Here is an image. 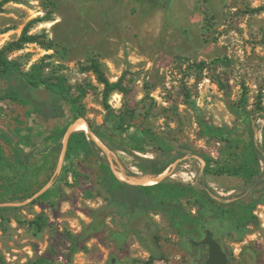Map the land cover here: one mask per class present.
Returning a JSON list of instances; mask_svg holds the SVG:
<instances>
[{"label":"rangeland","instance_id":"rangeland-1","mask_svg":"<svg viewBox=\"0 0 264 264\" xmlns=\"http://www.w3.org/2000/svg\"><path fill=\"white\" fill-rule=\"evenodd\" d=\"M0 1V50L7 49V57L18 60L22 70L35 66H43L47 73L61 70L73 86L83 85L87 91L84 118L89 125L108 126L113 116L104 105L103 84L88 69L94 57L111 80L126 73L130 94L115 92L110 104L112 114L133 110L126 123L129 133L141 134L150 128L196 150L197 154L188 153L170 165L167 177L192 184L204 180L220 200H258L257 224L249 225L242 237L226 236L224 245L232 250L231 264H264V0ZM43 16L50 19L32 23ZM26 29L28 34L40 35L41 43L25 42L9 49ZM8 79L0 73V94L5 93ZM189 100L196 102L198 111ZM25 111L24 106L0 98V128L11 132L14 117L25 120ZM198 114L233 129L245 142L253 139L261 158L260 175L243 173L233 161V172L202 176L205 160L201 154L217 159L225 142L203 135ZM3 146L10 155V147L4 142ZM103 147L115 170L126 175L151 174L135 163L133 155ZM152 151L137 154L153 158L159 150ZM172 156L158 155V163ZM76 167L78 179L68 174L55 205L0 203L23 206L8 221L0 219V264H27L40 256L51 258L54 264H133L151 260L152 252L157 254L153 264H195L207 255L204 247L192 257L188 242L155 211L150 212V231L156 234L148 244L131 232L118 246L109 234L123 231L129 216L111 213L105 232L73 250L71 236L81 233L92 222L91 213L109 201L96 175ZM190 208L196 213L195 207ZM40 218L46 221L43 227L33 223ZM129 227L146 233L142 219Z\"/></svg>","mask_w":264,"mask_h":264},{"label":"trees","instance_id":"trees-1","mask_svg":"<svg viewBox=\"0 0 264 264\" xmlns=\"http://www.w3.org/2000/svg\"><path fill=\"white\" fill-rule=\"evenodd\" d=\"M1 6L2 1L0 12ZM49 19V16L37 17L32 23ZM25 42L41 43L40 35L28 34L26 29L19 40L11 43L8 48H20ZM6 50H0V73L7 75L9 79L7 89L4 94H0V98L24 106L26 119L14 117L15 127L11 132L0 128V203L28 201L30 204L55 205L62 196V185L67 183L68 174L71 173L78 179L80 171L76 166L80 165L96 175L97 183L107 194L109 201L107 206L95 209L91 213L93 220L81 233L71 236L73 250L95 235L105 232L106 218L111 213L129 216V222L122 224L123 231L109 234L118 246L122 245L131 232L144 244H148L152 234L153 236L156 234L150 231L153 222L150 212L155 211L162 213L178 235L188 242L192 257H196L195 251L198 248L205 246H193L190 240H201L205 229L210 228L227 251L229 264L232 263L233 253L230 247L224 245V238L233 234L242 237L249 225L257 224L258 216L254 210L260 203L258 200H220L212 194L204 180L192 184L166 177L157 184L128 183L117 177L104 149L85 130H76L70 134L61 171L53 179L51 186L41 192L51 181L58 167L64 149V138L70 126L78 118L86 116L84 97L87 91L83 85L73 86L68 76L61 70L47 73L43 66H35L28 71L22 70L18 60H10L7 57ZM88 69L92 70L98 81L103 84L104 105L113 115L108 126L97 128L91 124L89 127L108 148L133 155L138 160L135 163L143 167L145 173L151 174L164 172L188 153L197 154L188 144L168 140L150 128L141 130V134L129 133L126 123L133 117L129 114L133 110L127 109L120 115L112 114L113 108L110 104V98L115 92H121L124 96L130 94L131 88L126 83V73L113 81L101 62L94 57L91 58ZM74 89L78 90V93H75ZM186 94L190 99L189 90ZM189 101L198 111L196 102ZM260 104L259 100L257 105ZM244 105L242 101L243 108ZM198 124L203 135L225 142L219 150V158L216 159L208 153L201 154L205 160L202 176L230 172L233 170V161L234 167L243 173L254 177L260 175L261 158L253 139L245 142L235 135L233 129L217 126L207 121L201 114H198ZM109 129L113 133H110ZM3 142L10 147V155H7ZM239 147L240 152L237 151ZM154 148L159 151L153 158L137 154L154 152L152 151ZM163 154L173 156L159 164L158 155ZM152 165L153 168H150ZM39 192L41 193L38 194ZM191 206L196 208V213L191 210ZM22 207L0 205L1 221H8L10 216ZM138 219L143 220L146 233L139 228L130 229L129 224ZM33 223L43 227L46 221L40 218V221ZM156 256L157 254L152 252L151 260L133 264H153ZM206 256L195 260V263L198 261V264H203ZM27 264H54V261L40 256Z\"/></svg>","mask_w":264,"mask_h":264},{"label":"water","instance_id":"water-1","mask_svg":"<svg viewBox=\"0 0 264 264\" xmlns=\"http://www.w3.org/2000/svg\"><path fill=\"white\" fill-rule=\"evenodd\" d=\"M68 132H69V130H68ZM68 132H67V134H68ZM72 133V132H71ZM70 133V134H71ZM88 133H90L91 135H92V137H93V139L96 141V139H95V137H94V135H95V133L91 130V128H90V132H88ZM66 134V135H67ZM70 134H69V136H70ZM65 138H66V136H65ZM65 138H64V142H65V144H64V149H63V152H66V148H67V143H68V139H69V137H68V139H67V141H65ZM97 142V141H96ZM97 144L98 145H100L98 142H97ZM101 146V145H100ZM103 149H104V147L103 146H101ZM105 151V150H104ZM63 152H62V154H63ZM62 154H61V156H62ZM61 156H60V158H61ZM176 163V162H175ZM60 160H59V163H58V167H57V169H56V171H55V173L53 174V178L51 179V181L41 190V192H43L44 190H46L48 187H50L51 186V184L53 183V179L56 177V175H58L59 173H60V171L58 172V168H59V166H60ZM114 172H115V174L117 175V173H116V171H115V169H114ZM165 172V171H164ZM164 172H162V173H164ZM162 173H160V174H158V175H154V176H159V175H161ZM169 175H170V173H169ZM127 176H132V175H127ZM117 177H119L118 175H117ZM167 176H164V177H162V178H160V180H159V182L160 181H163L165 178H166ZM120 178V177H119ZM121 179V178H120ZM126 181V180H125ZM41 192H39L38 194H40ZM37 194V195H38ZM36 195V196H37ZM26 202H28V201H26ZM190 243L193 245V246H206V248H207V256H206V259H205V261H204V263L203 264H229V256H228V253H227V251L223 248V246L221 245V243L217 240V238L215 237V234H214V232H213V230L212 229H210V228H206L205 229V234H204V236H203V238L201 239V240H195V239H191L190 240ZM116 259L115 258H113V262L115 261Z\"/></svg>","mask_w":264,"mask_h":264},{"label":"bare ground","instance_id":"bare-ground-1","mask_svg":"<svg viewBox=\"0 0 264 264\" xmlns=\"http://www.w3.org/2000/svg\"><path fill=\"white\" fill-rule=\"evenodd\" d=\"M76 130H85L87 132H90V127L88 124V121L84 118V117H80L78 118L75 122L72 123V125L69 128V132L66 135L65 141H67L69 134L73 131ZM96 141L101 145V146H105L104 143L100 140V138L97 135H94ZM64 156H65V152H63L61 158H60V166L58 168V172L61 170L62 168V164L64 161ZM117 175L122 179V180H126L128 183H132V184H142V185H150V184H154V183H158L160 178L164 177V176H169V172L168 170L165 171L164 173H162L159 176H154L151 174H142V175H132V176H127L124 172L122 171H118L115 170Z\"/></svg>","mask_w":264,"mask_h":264},{"label":"flooded vegetation","instance_id":"flooded-vegetation-1","mask_svg":"<svg viewBox=\"0 0 264 264\" xmlns=\"http://www.w3.org/2000/svg\"><path fill=\"white\" fill-rule=\"evenodd\" d=\"M205 248H206V246H205ZM195 264H198V262H197V263H195Z\"/></svg>","mask_w":264,"mask_h":264}]
</instances>
